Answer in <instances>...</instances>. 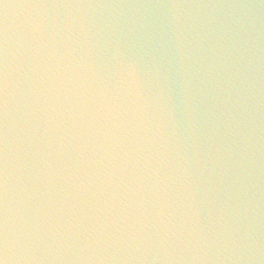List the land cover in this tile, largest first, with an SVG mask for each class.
<instances>
[{
    "label": "clouds",
    "instance_id": "clouds-1",
    "mask_svg": "<svg viewBox=\"0 0 264 264\" xmlns=\"http://www.w3.org/2000/svg\"><path fill=\"white\" fill-rule=\"evenodd\" d=\"M0 264H264V0H0Z\"/></svg>",
    "mask_w": 264,
    "mask_h": 264
}]
</instances>
